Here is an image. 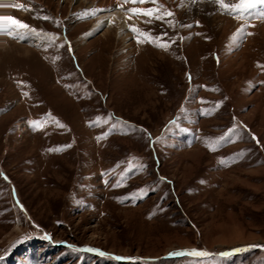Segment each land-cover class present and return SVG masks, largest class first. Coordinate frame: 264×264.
<instances>
[{
    "label": "rangeland",
    "instance_id": "rangeland-1",
    "mask_svg": "<svg viewBox=\"0 0 264 264\" xmlns=\"http://www.w3.org/2000/svg\"><path fill=\"white\" fill-rule=\"evenodd\" d=\"M87 2L0 0V264H264V0Z\"/></svg>",
    "mask_w": 264,
    "mask_h": 264
},
{
    "label": "bare ground",
    "instance_id": "bare-ground-1",
    "mask_svg": "<svg viewBox=\"0 0 264 264\" xmlns=\"http://www.w3.org/2000/svg\"><path fill=\"white\" fill-rule=\"evenodd\" d=\"M69 1H72V0H69ZM85 1V0H84ZM86 1H88L87 3H89V4H94V1L92 2V0H86ZM105 2H109L110 0H104ZM118 15V14H117ZM101 24H97V25H95L92 29L93 30H95L96 31V29H98V27L100 26ZM112 28V27H111ZM4 29V28H3ZM6 29V28H5ZM119 29H120V27H119ZM2 30V28L0 29V31ZM107 30H111L110 29V27H108L107 28ZM8 34L9 35H11V36H13V37H16V38H22V33H19V32H24V33H27L28 34V32H25V31H17V30H14V28L12 29V28H9L8 30ZM0 34H1V32H0ZM24 36H27L26 34H24ZM23 124H20V126H22Z\"/></svg>",
    "mask_w": 264,
    "mask_h": 264
}]
</instances>
